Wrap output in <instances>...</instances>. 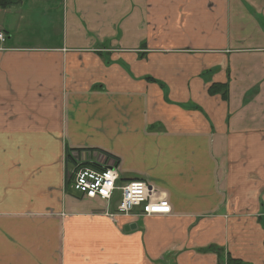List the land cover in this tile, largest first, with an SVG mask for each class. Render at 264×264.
<instances>
[{"label":"crops","instance_id":"0c3cea01","mask_svg":"<svg viewBox=\"0 0 264 264\" xmlns=\"http://www.w3.org/2000/svg\"><path fill=\"white\" fill-rule=\"evenodd\" d=\"M0 30V264H264V0H17ZM79 150L171 214L74 191Z\"/></svg>","mask_w":264,"mask_h":264},{"label":"built area","instance_id":"2783aa9c","mask_svg":"<svg viewBox=\"0 0 264 264\" xmlns=\"http://www.w3.org/2000/svg\"><path fill=\"white\" fill-rule=\"evenodd\" d=\"M5 41L6 35L0 30V42ZM70 156L75 163L72 188L84 197L99 198L108 206L114 201L116 211L109 213L110 216L151 217L171 214V206L164 194L142 180L121 181L116 164L105 153L79 150ZM136 209L139 213H134Z\"/></svg>","mask_w":264,"mask_h":264},{"label":"trees","instance_id":"16d2710c","mask_svg":"<svg viewBox=\"0 0 264 264\" xmlns=\"http://www.w3.org/2000/svg\"><path fill=\"white\" fill-rule=\"evenodd\" d=\"M16 2H17V0H0V9H6V8L10 7L11 5L16 4ZM220 88L221 87H219V86H217V87L214 86L213 90L215 89L214 90V92H215V91L219 90ZM211 91H212V89H211ZM220 264H222L221 260H220ZM227 264H243V263H241L239 261H235L234 259L228 258Z\"/></svg>","mask_w":264,"mask_h":264},{"label":"rangeland","instance_id":"374dc122","mask_svg":"<svg viewBox=\"0 0 264 264\" xmlns=\"http://www.w3.org/2000/svg\"><path fill=\"white\" fill-rule=\"evenodd\" d=\"M112 203L114 204V201Z\"/></svg>","mask_w":264,"mask_h":264}]
</instances>
